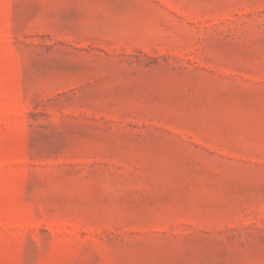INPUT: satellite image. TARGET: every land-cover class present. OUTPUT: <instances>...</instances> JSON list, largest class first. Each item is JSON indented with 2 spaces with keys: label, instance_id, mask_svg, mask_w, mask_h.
Listing matches in <instances>:
<instances>
[{
  "label": "rangeland",
  "instance_id": "374dc122",
  "mask_svg": "<svg viewBox=\"0 0 264 264\" xmlns=\"http://www.w3.org/2000/svg\"><path fill=\"white\" fill-rule=\"evenodd\" d=\"M0 264H264V0H0Z\"/></svg>",
  "mask_w": 264,
  "mask_h": 264
}]
</instances>
